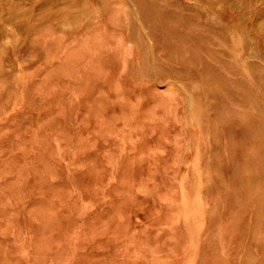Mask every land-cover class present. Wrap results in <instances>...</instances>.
I'll use <instances>...</instances> for the list:
<instances>
[{
	"label": "rangeland",
	"instance_id": "1",
	"mask_svg": "<svg viewBox=\"0 0 264 264\" xmlns=\"http://www.w3.org/2000/svg\"><path fill=\"white\" fill-rule=\"evenodd\" d=\"M142 2L195 17L204 47L207 26L245 37L236 75L264 77V0H0V264H264V167L234 204L251 150L212 143V79L166 56Z\"/></svg>",
	"mask_w": 264,
	"mask_h": 264
},
{
	"label": "bare ground",
	"instance_id": "2",
	"mask_svg": "<svg viewBox=\"0 0 264 264\" xmlns=\"http://www.w3.org/2000/svg\"><path fill=\"white\" fill-rule=\"evenodd\" d=\"M141 6L143 18L151 26L152 35L160 42L166 56L170 58L175 52L179 54L184 53V55H187L188 62L199 66L205 78L208 77L212 79L214 84L213 87L207 88L208 101L212 100V105H210L213 106L212 111L209 112L207 117V125L211 129V133H213L212 143L215 145L219 143V137H217V128L219 127L225 132L224 135L226 136V140H223V145H218L221 147V150H227L229 154H232L235 145H237V150H244V148L249 146L248 148H250L251 154L249 156L248 154L241 155L239 159L232 158V164L230 166L233 172V180H235L237 167L241 163H239L240 160L244 162L243 164L248 169L247 175L245 176L246 178L244 177L245 179H241V181H233V185L229 191V195L232 196L234 204H236V201H239V199L245 200V192L243 191L245 183H249L250 185L251 181L256 179V173L264 167V148L263 144L258 141L260 139H257L264 134V77L259 71L253 70V63L246 66L247 74H249L248 77H250L253 82L252 86L250 84L251 82L247 83L243 79H240V76L238 77V75H236L238 74L237 64L243 59L241 54L245 56L243 47L245 46V37L230 40V38L227 37V33H221V31L214 30L212 27L207 26L205 28L206 30L213 31L217 34V47L214 46L216 48L210 49L204 47V45L212 41L211 36L203 35L201 32L199 33L200 30L196 27L198 24L195 17L192 15L185 14L182 11L158 9V7L153 5L148 6L143 2ZM239 48L240 50L238 53L237 49ZM226 53L232 54L230 59L225 57ZM176 59L179 58L177 57ZM211 60L215 62V64L211 63ZM205 81L207 82L206 79ZM207 125H205V129ZM233 125L240 127L239 133L241 138L239 137L238 140L236 139L235 141L233 140L234 130L231 128ZM204 135L203 133V136ZM203 152L205 151L203 150ZM198 159L195 160L198 161ZM240 165L242 166V163ZM255 189L253 193L256 208L252 214L254 222L252 232L254 233L256 230H259L264 236V184L261 183ZM220 196L222 195L220 194ZM249 200L251 201V198ZM216 210L219 211V209ZM259 242L264 246V237L259 240ZM258 263L262 264V261L259 260ZM243 264H251V258L248 255L244 258Z\"/></svg>",
	"mask_w": 264,
	"mask_h": 264
}]
</instances>
